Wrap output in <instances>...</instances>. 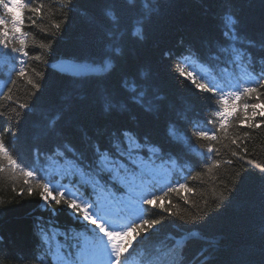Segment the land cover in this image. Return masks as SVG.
Instances as JSON below:
<instances>
[{"label":"trees","instance_id":"trees-1","mask_svg":"<svg viewBox=\"0 0 264 264\" xmlns=\"http://www.w3.org/2000/svg\"><path fill=\"white\" fill-rule=\"evenodd\" d=\"M4 2L0 0V16ZM26 3L41 9L39 15L25 11L24 31L35 43L29 45V56L22 57L27 74L41 88L33 90L26 79L14 72L9 76L7 67L0 66V140L19 165L12 168L0 158V264L76 260L83 222L67 210L55 216L42 210L36 181L48 183L54 163L72 159L57 155L64 151L61 146L87 156L89 142L107 141L117 130L129 129L140 141L162 145L164 153L158 148L156 158L174 161L180 171L161 184L163 191L153 193L163 197L156 203H164L171 213L141 204L139 219L127 216L128 227L142 220L160 221L137 237L126 254L127 264H171L174 259L177 264H264V118H255L260 127L254 129L230 121V126L235 123L232 132L240 135L239 148H225L230 142L224 140L213 142L216 151L207 153L202 146L207 142L196 133L218 128L214 113L219 97L197 91L179 75L189 56L214 78L222 72L264 92L259 87L264 82V0ZM54 23L61 25L58 35H53ZM38 55L40 60L35 59ZM73 56L82 63L107 61V67L80 76L49 67ZM254 96L247 102L255 103ZM240 129L250 136L244 138ZM241 148L245 159L231 155ZM213 159L219 163L209 170ZM22 169L39 171L26 178ZM57 182L68 184L56 176L51 186ZM179 183L192 191L164 195L167 187ZM191 216L198 219H187ZM177 240L183 241L179 248Z\"/></svg>","mask_w":264,"mask_h":264},{"label":"snow or ice","instance_id":"snow-or-ice-1","mask_svg":"<svg viewBox=\"0 0 264 264\" xmlns=\"http://www.w3.org/2000/svg\"><path fill=\"white\" fill-rule=\"evenodd\" d=\"M2 9L4 16L8 19L0 16V49H3L0 50V66L7 67L9 76L14 72L16 77L26 79L33 90L39 91L41 84L27 74V61L22 57L29 56V45L35 43L24 31L25 11L39 15L41 9L29 7L26 0H7L2 4ZM53 28L56 30L53 35H58L61 25L54 23ZM40 47L44 50L50 49L49 44H41ZM35 59L40 60L41 57L38 55ZM76 60L74 56L67 59L61 57L58 63L50 64L49 67L75 76L97 71L90 64L77 63ZM16 62L19 63L18 69ZM32 71L35 72V69ZM35 75L42 77L43 73L35 72ZM179 75L190 81L197 91L219 97V110L214 113L217 118L214 123H218V128L196 133L197 137L207 142L206 145H202L206 147L207 153L216 151L213 142L224 140L230 142L223 145L225 148L231 146L239 148L240 135L238 132H232L235 123L230 126V121H238L240 125L248 129L259 128L260 123H264V119L260 123H257L255 119L256 117L264 118V92H260L257 87L245 86L242 91H233L230 95H225L223 89L230 87L227 83L222 86H218L215 80L210 83H201L200 80H204L205 76L199 73L194 75L192 71L185 69H180ZM197 76L199 79L196 78ZM12 83L15 84L16 81L12 80ZM259 87L264 88V82ZM253 94H255L256 102L248 103L247 100L253 98ZM7 95L5 93V96ZM8 98L11 99V97ZM25 107H27L25 104H20V108ZM148 110L155 111L151 105ZM238 131L242 132L244 138L250 136L249 131H243V129ZM134 135L137 139L133 138ZM61 147L64 151L57 155H70L72 159L65 160L63 163H54L52 179L48 183L36 181V186L40 189L42 210L50 211L53 216L67 210L75 221L83 222L84 233L81 234L83 242L77 241L75 244V247L80 249L79 264H127L126 254L133 247L137 237H140L142 231L153 229L154 225L160 221L142 220L140 223H132L131 227H127L120 224L122 215L127 213L130 220L139 219L143 211L141 204L171 213V209L164 203H156L163 200V197L153 194L156 191H163L161 182L165 179V175L160 171L153 157L156 156L158 148L160 153H164V147L155 145L150 139L146 142L140 141L139 135L133 133L131 129L123 132L117 130L107 141L89 142L87 156L83 152L77 155L73 148L67 145ZM243 151L242 148L239 152L233 150L231 155L245 159V156L240 155ZM0 158L6 160L12 168L19 167L17 160L10 154L2 140H0ZM218 163V160L213 159L208 166L209 170L216 167ZM38 171L22 169L26 178L35 177ZM56 176H59L61 180H67L68 184L57 182L55 187H52V181ZM25 182L27 183V179ZM89 189L91 195H89ZM181 190L192 191L186 184L179 183L174 187H167L164 195L167 196L172 192L179 193ZM23 191L21 189L20 193L23 194ZM27 192L31 196L33 188L29 186ZM146 195L150 198L145 199ZM219 199H225L223 193L220 194ZM40 219L42 218L37 220V228L40 227ZM179 219L185 221L186 218L180 216ZM187 219L195 221L198 217L191 216ZM182 243L183 241L177 240L176 247L179 248ZM59 264H75V262L70 257L67 259L60 257ZM171 264H177V261L174 259Z\"/></svg>","mask_w":264,"mask_h":264},{"label":"rangeland","instance_id":"rangeland-1","mask_svg":"<svg viewBox=\"0 0 264 264\" xmlns=\"http://www.w3.org/2000/svg\"><path fill=\"white\" fill-rule=\"evenodd\" d=\"M194 63L195 62H192L191 57H186V59L184 60V63H182V65H181V68L185 69L186 71H192L194 73V75L196 73H199V75L205 76V79L200 80V81H207V83H210L212 80H216L212 75L208 76L209 71L206 70V68L204 66H202L199 63L197 65H193ZM189 65H191V67ZM106 67H107V62L104 61L102 64H97V66L93 67V68L97 69V71L100 72V71L104 70ZM202 73L208 74V75H204ZM196 78L199 79V76H197ZM216 83L218 86H222L225 83L230 85V87L223 89L225 95H230L233 91H242L243 87L246 86L245 83H242V82L238 83V80H236L235 78H231V76H229V74H226L225 77L222 76L221 80H219ZM153 159L155 160L156 164L159 166L160 171L165 175V179L161 182V184H168L169 180H170V176L173 173V170H175L176 163L174 161H171V160H159L156 158V156L153 157ZM127 222H128L127 216L122 215V217L120 218V224L127 226ZM115 230H121V229H115ZM80 242L81 243L83 242V236H82ZM79 252H80V249L79 248L76 249V260H74L75 264H79V261H80ZM59 254H60L59 250L56 249V253H55L54 258L57 259V256Z\"/></svg>","mask_w":264,"mask_h":264},{"label":"bare ground","instance_id":"bare-ground-1","mask_svg":"<svg viewBox=\"0 0 264 264\" xmlns=\"http://www.w3.org/2000/svg\"><path fill=\"white\" fill-rule=\"evenodd\" d=\"M251 42H255V41H251ZM248 45V44H247ZM187 57H189V56H187ZM60 60V59H59ZM59 60H57L56 62H54V63H58L59 62ZM107 62V61H106ZM192 62H195L193 65H197L198 64V61H197V59H195V58H192ZM54 63H50V64H54ZM77 63H82V62H77ZM88 63V62H87ZM88 64H90L92 67H96L97 66V64L96 63H88ZM200 64V63H199ZM236 67H237V65H236ZM103 71V70H102ZM90 73H98V71H93V72H90ZM209 73V75L208 74H204V73H202V74H204V75H208V76H210L211 75V73L210 72H208ZM219 76H216V82H218L219 80H221V78H222V76H223V74H222V72H219ZM232 77V76H231ZM245 80V79H244ZM238 83H241L240 81H238ZM176 167H175V170H173V173L174 172H179L180 170H179V164H177L176 163V165H175ZM52 168L53 167H51V171H52ZM173 173L171 174V176L173 175ZM170 176V177H171ZM123 216H128L127 215V213H124L123 214Z\"/></svg>","mask_w":264,"mask_h":264}]
</instances>
